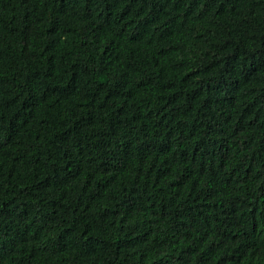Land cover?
I'll use <instances>...</instances> for the list:
<instances>
[{
	"label": "trees",
	"instance_id": "16d2710c",
	"mask_svg": "<svg viewBox=\"0 0 264 264\" xmlns=\"http://www.w3.org/2000/svg\"><path fill=\"white\" fill-rule=\"evenodd\" d=\"M0 264H264V0H0Z\"/></svg>",
	"mask_w": 264,
	"mask_h": 264
}]
</instances>
